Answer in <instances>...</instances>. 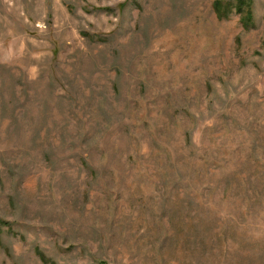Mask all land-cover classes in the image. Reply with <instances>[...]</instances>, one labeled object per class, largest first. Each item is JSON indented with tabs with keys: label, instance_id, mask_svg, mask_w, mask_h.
<instances>
[{
	"label": "rangeland",
	"instance_id": "374dc122",
	"mask_svg": "<svg viewBox=\"0 0 264 264\" xmlns=\"http://www.w3.org/2000/svg\"><path fill=\"white\" fill-rule=\"evenodd\" d=\"M214 1L0 0V264H264V0Z\"/></svg>",
	"mask_w": 264,
	"mask_h": 264
},
{
	"label": "trees",
	"instance_id": "16d2710c",
	"mask_svg": "<svg viewBox=\"0 0 264 264\" xmlns=\"http://www.w3.org/2000/svg\"><path fill=\"white\" fill-rule=\"evenodd\" d=\"M247 4V0H240L239 4H237V7L241 9L242 5H246ZM214 6H215V10L218 14V16L220 18H227V13L231 11V3L230 2H225L224 0H215L214 1ZM249 19H251V13L248 12L247 14V22H249ZM246 26H247V23H245ZM224 187L221 189V193H222V196L225 198L231 188V184L230 183H226L225 185H223ZM218 188H214L213 190H217ZM254 192L257 194V195H260V197H264V189H261L259 186H258V189L254 190ZM44 258V257H43ZM105 263V262H104Z\"/></svg>",
	"mask_w": 264,
	"mask_h": 264
}]
</instances>
